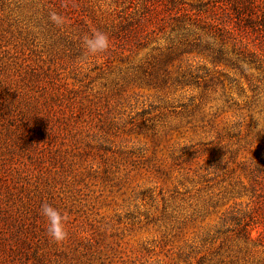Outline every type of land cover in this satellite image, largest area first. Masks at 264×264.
Instances as JSON below:
<instances>
[{"label": "rangeland", "instance_id": "1", "mask_svg": "<svg viewBox=\"0 0 264 264\" xmlns=\"http://www.w3.org/2000/svg\"><path fill=\"white\" fill-rule=\"evenodd\" d=\"M171 1L0 0V264H264V0Z\"/></svg>", "mask_w": 264, "mask_h": 264}, {"label": "clouds", "instance_id": "2", "mask_svg": "<svg viewBox=\"0 0 264 264\" xmlns=\"http://www.w3.org/2000/svg\"><path fill=\"white\" fill-rule=\"evenodd\" d=\"M53 22L59 24L60 18L55 13L51 14ZM82 47L85 50V59L89 57H97L107 53L110 45L109 37L103 32H95L89 36H84L81 41ZM40 214L45 220V231L51 241L60 244L66 241L69 237L67 230L68 217L62 213L57 207L50 203H42Z\"/></svg>", "mask_w": 264, "mask_h": 264}, {"label": "trees", "instance_id": "3", "mask_svg": "<svg viewBox=\"0 0 264 264\" xmlns=\"http://www.w3.org/2000/svg\"><path fill=\"white\" fill-rule=\"evenodd\" d=\"M171 2L173 4L176 3L175 0H172ZM233 4H234L233 5L234 10H237L238 11L237 14H240L241 15V13H240L241 12V7H239V5L237 3H233ZM142 20H143V18H142ZM143 22H144V20H143ZM1 103H2V105L0 104V119L11 120L12 126H14L15 121L16 120H19V119H22L25 122V124H32V122L35 119H37L39 117V114H40V111H39L38 108L32 107L31 106V102H25L24 100H17L16 102L11 103V104H3L2 101H1ZM41 116H43V115H41ZM40 119L42 120V124L41 125L44 126L42 117ZM13 133L15 134V138L13 140V142L15 143V146H18L19 147V143H22V144H25V145L28 144L26 142V137L29 136V133H30V136L32 138L31 139L32 143H30V144L32 145L33 143H36L37 142V130H36V127L35 126H32L29 130L21 129L18 126V127H15ZM13 149H14L13 151H16V147L13 148ZM13 169L14 170H18L17 167H14ZM11 177H12V180H15L16 179L13 176H11ZM4 186L6 187L7 190L10 187L9 183H5ZM8 199L9 200H7V201H11V198L10 197ZM0 200H3V198H1ZM19 200H20V203L24 204L23 203L24 201L22 200L21 197H19ZM5 212H7V210H5ZM8 217H6L8 220L14 218L12 215L11 216H8ZM16 217L20 219L21 216L18 213H16ZM15 222H16V220H15ZM244 236L248 240L251 239L250 233L247 232L246 230H244ZM21 243H22V245L23 244H27L28 243L27 242V239L25 238Z\"/></svg>", "mask_w": 264, "mask_h": 264}]
</instances>
